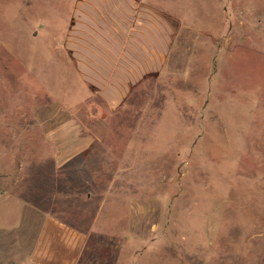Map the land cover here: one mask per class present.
<instances>
[{
	"label": "rangeland",
	"instance_id": "obj_1",
	"mask_svg": "<svg viewBox=\"0 0 264 264\" xmlns=\"http://www.w3.org/2000/svg\"><path fill=\"white\" fill-rule=\"evenodd\" d=\"M73 2L0 0V142L23 197L88 226L79 264H264V0H154L180 33L114 111L51 55ZM72 116L95 139L56 171L44 135ZM7 215L0 264L21 241Z\"/></svg>",
	"mask_w": 264,
	"mask_h": 264
},
{
	"label": "crops",
	"instance_id": "obj_2",
	"mask_svg": "<svg viewBox=\"0 0 264 264\" xmlns=\"http://www.w3.org/2000/svg\"><path fill=\"white\" fill-rule=\"evenodd\" d=\"M67 9L64 30L53 33L57 51L51 55L73 83L79 82L108 111L121 106L147 76L163 72L180 33L178 19L154 0H74ZM44 138L53 145L52 168L58 171L88 150L95 135L72 116L46 131ZM8 148L2 140L0 216L14 213L10 230L21 232V241L7 263L79 264L88 226L81 229L26 200L20 190L24 165L8 164Z\"/></svg>",
	"mask_w": 264,
	"mask_h": 264
}]
</instances>
